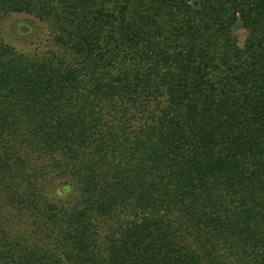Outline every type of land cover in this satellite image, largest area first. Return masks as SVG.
<instances>
[{
  "label": "trees",
  "instance_id": "trees-1",
  "mask_svg": "<svg viewBox=\"0 0 264 264\" xmlns=\"http://www.w3.org/2000/svg\"><path fill=\"white\" fill-rule=\"evenodd\" d=\"M16 13L51 44L0 26V264H264V0Z\"/></svg>",
  "mask_w": 264,
  "mask_h": 264
},
{
  "label": "rangeland",
  "instance_id": "rangeland-1",
  "mask_svg": "<svg viewBox=\"0 0 264 264\" xmlns=\"http://www.w3.org/2000/svg\"><path fill=\"white\" fill-rule=\"evenodd\" d=\"M4 40L18 50L35 53L47 50L51 44V33L47 24L31 15L12 14L0 22ZM240 45L246 38V31L239 23L235 28Z\"/></svg>",
  "mask_w": 264,
  "mask_h": 264
}]
</instances>
